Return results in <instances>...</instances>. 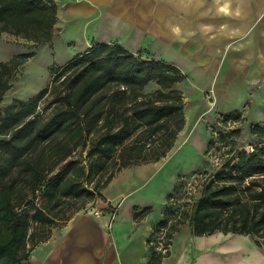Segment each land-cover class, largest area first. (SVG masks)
Returning <instances> with one entry per match:
<instances>
[{
    "label": "trees",
    "instance_id": "obj_1",
    "mask_svg": "<svg viewBox=\"0 0 264 264\" xmlns=\"http://www.w3.org/2000/svg\"><path fill=\"white\" fill-rule=\"evenodd\" d=\"M57 23L54 0H0V33L40 44L53 39ZM32 55L0 61V102ZM184 79L165 60L117 41L94 42L53 68L35 96L16 99L0 113V264H27L33 249L102 197L122 169L167 157L186 125L185 95L177 86ZM241 118L235 111L224 121ZM251 132L264 136V124H253ZM80 147L86 157L70 159ZM180 191L178 184L168 199ZM187 217L195 235L222 231L264 238V140L224 160ZM175 219L167 204L150 246L163 227L171 244L185 222ZM151 248L149 264H161L169 252Z\"/></svg>",
    "mask_w": 264,
    "mask_h": 264
},
{
    "label": "crops",
    "instance_id": "obj_2",
    "mask_svg": "<svg viewBox=\"0 0 264 264\" xmlns=\"http://www.w3.org/2000/svg\"><path fill=\"white\" fill-rule=\"evenodd\" d=\"M54 1L58 39L70 60L94 42L117 41L179 67L185 79L177 86H206L215 104L218 90L224 92L223 106L233 91L240 97L245 86H264V0ZM167 160L122 169L90 203L104 214L77 212L33 249L27 264H149V240L168 204L162 178ZM114 204L120 206L109 228ZM161 264H264V247L253 235H195L188 227L173 233Z\"/></svg>",
    "mask_w": 264,
    "mask_h": 264
},
{
    "label": "rangeland",
    "instance_id": "obj_3",
    "mask_svg": "<svg viewBox=\"0 0 264 264\" xmlns=\"http://www.w3.org/2000/svg\"><path fill=\"white\" fill-rule=\"evenodd\" d=\"M55 36V43H52V39L49 42L34 44L24 38L0 33V61H7L23 53H33L21 67L13 86L0 102V113H3L5 108L16 99L28 100L35 96L51 80L52 69L70 60L67 57H70L71 51L66 50L61 40L58 39L59 29ZM160 55L165 57V49L161 50ZM143 56L149 58L147 54ZM155 87L152 84L147 89L152 90ZM200 87L205 88V91H201ZM179 88L185 95V113L188 117V124L181 131L174 147L166 157L168 165L162 173V178L164 177L165 180L166 199L171 193H176L178 184L176 178L191 177L206 171L214 172L215 167L230 158L236 150L243 148L252 150L253 146L264 140V136L251 132L253 124H264V86H245L243 93L240 92V97L238 91L231 92V95L225 99L228 106H223L225 97L224 92L220 90H218L219 102L215 104L213 103L214 96L210 97L211 90L206 89V86H191L186 81ZM203 94H205V99L201 98ZM45 105L47 101L41 104L39 111L43 110ZM235 111L241 112V119L219 122V119ZM211 140L215 142L213 150L208 153L207 149ZM86 155L87 149L80 147L70 159L85 158ZM158 162H165V158ZM89 205L80 211L87 212ZM188 227L192 229L190 222L178 224L179 230H187ZM253 237L264 247V238Z\"/></svg>",
    "mask_w": 264,
    "mask_h": 264
},
{
    "label": "built area",
    "instance_id": "obj_4",
    "mask_svg": "<svg viewBox=\"0 0 264 264\" xmlns=\"http://www.w3.org/2000/svg\"><path fill=\"white\" fill-rule=\"evenodd\" d=\"M221 121H224V118L219 119V122ZM228 122H231V120H228ZM214 133L216 134V131H214ZM212 150L213 149L211 148L209 152H211ZM222 162L219 163L218 167H215L216 170L221 168ZM212 175L213 172H201L194 174L191 177H181L178 183L181 186L180 193L168 199V206H170L171 210L174 211V214L176 216L175 220H184L185 222H190L189 217L185 218V215L188 214L190 216L192 214L195 202L202 195V192L211 179ZM119 206V204H114L110 208L111 217L108 225L109 228H112L113 226V223L118 214ZM87 209L88 213L96 216H102L104 214V210L102 208H96L95 206L90 205L89 207H87ZM171 224L172 220L169 221V226ZM167 232L168 227H163L155 237V239L150 242L151 246H155V249L162 252L163 255L167 254L170 250V244L167 243V240H169L167 238Z\"/></svg>",
    "mask_w": 264,
    "mask_h": 264
},
{
    "label": "water",
    "instance_id": "obj_5",
    "mask_svg": "<svg viewBox=\"0 0 264 264\" xmlns=\"http://www.w3.org/2000/svg\"><path fill=\"white\" fill-rule=\"evenodd\" d=\"M57 31H58V30H57V29H55V33H57Z\"/></svg>",
    "mask_w": 264,
    "mask_h": 264
}]
</instances>
